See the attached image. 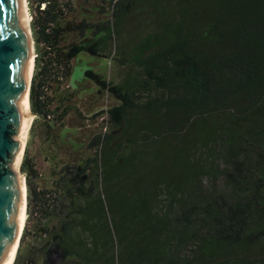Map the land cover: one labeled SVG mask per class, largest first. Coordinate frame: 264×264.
<instances>
[{"label": "trees", "instance_id": "1", "mask_svg": "<svg viewBox=\"0 0 264 264\" xmlns=\"http://www.w3.org/2000/svg\"><path fill=\"white\" fill-rule=\"evenodd\" d=\"M31 1V133L89 153L26 149L14 264H264V0Z\"/></svg>", "mask_w": 264, "mask_h": 264}, {"label": "water", "instance_id": "2", "mask_svg": "<svg viewBox=\"0 0 264 264\" xmlns=\"http://www.w3.org/2000/svg\"><path fill=\"white\" fill-rule=\"evenodd\" d=\"M34 56L26 0H0V264L12 263L21 239L24 200L27 210L19 165L36 116L29 112Z\"/></svg>", "mask_w": 264, "mask_h": 264}, {"label": "rangeland", "instance_id": "3", "mask_svg": "<svg viewBox=\"0 0 264 264\" xmlns=\"http://www.w3.org/2000/svg\"><path fill=\"white\" fill-rule=\"evenodd\" d=\"M83 2V0H75V3H80ZM95 2V0H94ZM32 4L33 1L31 0H26V14H27V19H28V27H29V36H30V42L32 46V51L36 56V51H35V36H34V31L32 28V21L34 18V11L32 9ZM35 56L33 57V71H34V61H35ZM84 103V102H83ZM102 102L97 103V101H92L90 99H87V101L84 104H81L79 110H76L75 113L70 114L68 117L67 125L75 128L73 133H69L66 137V139H71V138H78L80 141L83 142H88L91 137L96 135L97 133H101L105 130V120L101 116L95 117V118H88L86 119L87 115L90 117L93 115V112H99L101 108H97L96 105L101 104ZM116 104V101L110 97L107 102H104V106H111ZM97 105V106H98ZM32 112V110H31ZM32 114H34L32 112ZM37 116H35L32 120L31 127L28 133V137L25 143L22 159L20 161V166H19V173L22 175L25 179V183L27 180V177L25 173L22 172L21 166L23 162V158L25 156V151L27 148H29L30 155H33L35 157V161L37 164V168L39 171L44 174L45 176H50L53 170L51 160L49 159L50 156L53 154L58 155L59 157H63L64 155L66 156H75L77 154H82L85 155L89 153V151L86 150V148H81L79 149V153H73L72 148L67 145L65 146L61 141H56L55 143L49 142L48 140H45L47 135L40 130L38 132V129L35 131V134L37 135H32L31 133V128L34 120L36 119ZM49 137V136H48ZM27 188V183L25 187V191ZM28 226L29 230H32V223L27 222V210H26V223L24 225ZM24 230V229H23ZM30 233V232H29ZM23 234V232H22ZM22 237V236H21ZM31 240V238H30ZM21 241V239H20ZM29 241V240H27ZM20 246V242H19ZM18 246V249H19ZM27 244L23 246V251L22 253L26 252ZM18 252V250H17ZM17 256V253H16ZM16 259V257H15ZM15 262V260H14ZM13 262V264H14Z\"/></svg>", "mask_w": 264, "mask_h": 264}, {"label": "bare ground", "instance_id": "4", "mask_svg": "<svg viewBox=\"0 0 264 264\" xmlns=\"http://www.w3.org/2000/svg\"><path fill=\"white\" fill-rule=\"evenodd\" d=\"M32 72H33V63H32V68H31V74H32ZM29 112H30V114H32V112H31V106H30V88H29ZM25 223H26V203H25V200H24V213H23V222H22V226H21V231H23ZM21 231H20V235H21ZM20 235H19V239H20ZM19 242H20V240L18 241V244H17V247H16V250H15V253H14V256H13V259H12V263L11 264H13V262L15 260L16 253H17L18 246H19Z\"/></svg>", "mask_w": 264, "mask_h": 264}]
</instances>
